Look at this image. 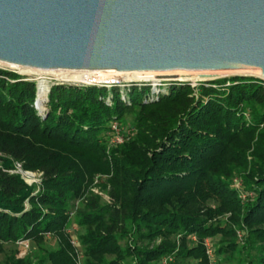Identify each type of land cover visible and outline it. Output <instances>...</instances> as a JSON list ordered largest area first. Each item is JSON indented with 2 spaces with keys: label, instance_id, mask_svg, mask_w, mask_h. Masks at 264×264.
Returning <instances> with one entry per match:
<instances>
[{
  "label": "trees",
  "instance_id": "16d2710c",
  "mask_svg": "<svg viewBox=\"0 0 264 264\" xmlns=\"http://www.w3.org/2000/svg\"><path fill=\"white\" fill-rule=\"evenodd\" d=\"M35 93V80L0 67V264H77L71 210L84 226V264H151L164 255L169 264H208L204 239L215 235L217 253L256 243L245 263L264 264V79L178 81L153 94L148 85L122 93L57 82L41 112ZM127 112L126 138L108 147L100 133ZM18 165L40 171L39 181L10 171ZM236 175L244 200L230 183ZM48 233L57 247L42 246ZM22 238L39 245L37 255L13 249L1 258L4 243Z\"/></svg>",
  "mask_w": 264,
  "mask_h": 264
},
{
  "label": "water",
  "instance_id": "95a60500",
  "mask_svg": "<svg viewBox=\"0 0 264 264\" xmlns=\"http://www.w3.org/2000/svg\"><path fill=\"white\" fill-rule=\"evenodd\" d=\"M0 67L86 81L264 79V0H0ZM34 106L48 101L50 85Z\"/></svg>",
  "mask_w": 264,
  "mask_h": 264
},
{
  "label": "rangeland",
  "instance_id": "374dc122",
  "mask_svg": "<svg viewBox=\"0 0 264 264\" xmlns=\"http://www.w3.org/2000/svg\"><path fill=\"white\" fill-rule=\"evenodd\" d=\"M28 77V75H26ZM30 77V76H29ZM51 83V80L48 79ZM62 81V80H61ZM41 82V80H39ZM62 82H70L71 81H62ZM192 83L198 82V81H191ZM46 103V102H45ZM133 118L132 112H127L124 114V116L121 119L118 120H112L110 121V126L106 131H102L100 133L101 139L107 143V146L110 147L111 145H115L119 142H122L126 136L124 135L125 132H127L128 126L131 124ZM114 127L115 132L111 131V128ZM12 171L19 172L23 179L27 181L28 183L32 182H37L38 181V173L29 170V171H24L28 169L22 168L20 165L17 166L16 168L10 169ZM231 186L234 184L233 179L230 180ZM234 186V185H233ZM235 187V186H234ZM94 189H97L96 187H93ZM101 193V196L103 200L106 199V191H99ZM210 204H214V201L212 199H209L208 201ZM78 203L80 204V201H75L74 205L77 206ZM75 226V227H73ZM69 227L71 228V231L68 232V238L69 241L73 247V256L76 260V263L80 262V264H84L85 261V255L83 253V246L79 240V233L84 231V226L82 225H77L75 221V214L74 210H71L70 214V223ZM243 233L242 236L237 235V242L238 245H242L243 242L245 241V236L247 235V231L245 228L240 229ZM76 239V241H75ZM211 239V245L214 247L211 256L208 255L209 262L208 264H246V259L248 257H255L259 253V247L256 243H254L250 247H244L241 250L235 249L231 253H224L220 252L217 253L215 251V248L217 247L220 239V235H215L210 238ZM73 240L75 243H73ZM29 243L30 247L29 248H24L22 245L18 242L12 243V242H6L4 243L3 251L1 253V258L4 256L5 253L10 252L11 250H15L16 254L18 256H35L39 252V245L32 239L29 238ZM42 246L47 248V249H52L55 248L59 245V240L55 234L48 233L45 237L44 240L41 242ZM241 248V246H240ZM196 259L193 258H188L185 260L187 263H194L196 264ZM151 264H159L157 261L152 262Z\"/></svg>",
  "mask_w": 264,
  "mask_h": 264
},
{
  "label": "built area",
  "instance_id": "2783aa9c",
  "mask_svg": "<svg viewBox=\"0 0 264 264\" xmlns=\"http://www.w3.org/2000/svg\"><path fill=\"white\" fill-rule=\"evenodd\" d=\"M26 78L37 80L38 82L40 80V78H32V77H29V76L26 77ZM45 80L50 82L48 79H45ZM57 82H62V81L61 80L51 81V83L49 85L51 86L53 83H57ZM71 82L72 83H79V84H94V85H98V86H107V87L117 86V87H119V89H120V91L122 93L124 92L125 88H127V87H129V86H131L133 84H136V85H148V86H150L151 93L153 94V93H157L159 91H165L167 89V86L171 82H178V81H104V82H102L100 84L92 83V82H86V81H71ZM182 82H184V81H182ZM188 82H190L192 85L198 83V82L192 83L191 81H188ZM114 129L115 128L112 127L111 131L115 132ZM10 171H12V170H10ZM24 171H29V170H24ZM34 172L38 173V181H39V176H40L41 172L40 171H34ZM232 179H233V182H234L233 185L238 190V196L240 197L241 200H244L246 198L248 192L245 191V189H244L241 177L236 175ZM94 190L98 191L97 189H94ZM76 201H78V200H76ZM73 227H75V226H73ZM67 231L70 232L71 228L68 227ZM242 233L243 232L240 229H237V235L238 236L241 237ZM191 238L193 240L196 239L194 234L191 235ZM75 241H76V239H75ZM75 241L73 240V243H75ZM17 242L20 243L22 245V247H24L26 249L30 247L29 238H22V239H19ZM204 244L206 246V252L208 253L209 256H211L214 247L211 245L212 243H211L210 237H206L204 239ZM170 260H172V255H164V256H162L159 259V264H169ZM78 264H80V262H78Z\"/></svg>",
  "mask_w": 264,
  "mask_h": 264
},
{
  "label": "bare ground",
  "instance_id": "6f19581e",
  "mask_svg": "<svg viewBox=\"0 0 264 264\" xmlns=\"http://www.w3.org/2000/svg\"><path fill=\"white\" fill-rule=\"evenodd\" d=\"M41 82H38V101L37 104L40 108H42V100L47 92L48 81L45 79H40Z\"/></svg>",
  "mask_w": 264,
  "mask_h": 264
}]
</instances>
